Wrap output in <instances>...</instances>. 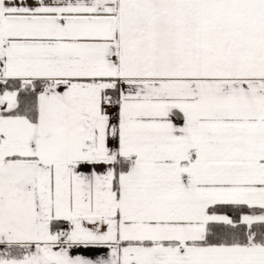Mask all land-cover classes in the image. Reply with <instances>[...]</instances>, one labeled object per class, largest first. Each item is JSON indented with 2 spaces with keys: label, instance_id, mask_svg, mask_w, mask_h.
Returning <instances> with one entry per match:
<instances>
[{
  "label": "snow or ice",
  "instance_id": "6c2138e0",
  "mask_svg": "<svg viewBox=\"0 0 264 264\" xmlns=\"http://www.w3.org/2000/svg\"><path fill=\"white\" fill-rule=\"evenodd\" d=\"M0 264H264V0H0Z\"/></svg>",
  "mask_w": 264,
  "mask_h": 264
}]
</instances>
